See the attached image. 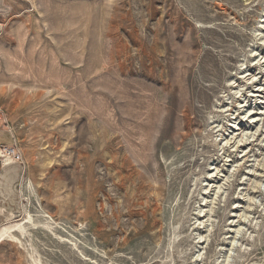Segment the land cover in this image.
Masks as SVG:
<instances>
[{"label": "rangeland", "instance_id": "374dc122", "mask_svg": "<svg viewBox=\"0 0 264 264\" xmlns=\"http://www.w3.org/2000/svg\"><path fill=\"white\" fill-rule=\"evenodd\" d=\"M6 148L0 264H264V0H0Z\"/></svg>", "mask_w": 264, "mask_h": 264}, {"label": "bare ground", "instance_id": "6f19581e", "mask_svg": "<svg viewBox=\"0 0 264 264\" xmlns=\"http://www.w3.org/2000/svg\"><path fill=\"white\" fill-rule=\"evenodd\" d=\"M10 150L11 149H9L7 151H2V149L0 150V157L2 158L3 163L8 162L10 160H13L12 154L8 153ZM4 232L5 231H3V230L0 231V240L2 239Z\"/></svg>", "mask_w": 264, "mask_h": 264}, {"label": "built area", "instance_id": "2783aa9c", "mask_svg": "<svg viewBox=\"0 0 264 264\" xmlns=\"http://www.w3.org/2000/svg\"><path fill=\"white\" fill-rule=\"evenodd\" d=\"M7 149V148H6ZM5 149V150H6ZM7 150H9V149H7ZM11 154L13 153V155H12V157H13V159L14 160H19L21 157H20V154H18V152H16V150L15 149H11L10 151H9Z\"/></svg>", "mask_w": 264, "mask_h": 264}, {"label": "crops", "instance_id": "0c3cea01", "mask_svg": "<svg viewBox=\"0 0 264 264\" xmlns=\"http://www.w3.org/2000/svg\"><path fill=\"white\" fill-rule=\"evenodd\" d=\"M11 161H13V160H10V161H8V162H11ZM8 162H5V163H8ZM0 178H1V170H0ZM5 223H6V222H5ZM5 223H2V224L0 225V227H2L3 224H5Z\"/></svg>", "mask_w": 264, "mask_h": 264}]
</instances>
